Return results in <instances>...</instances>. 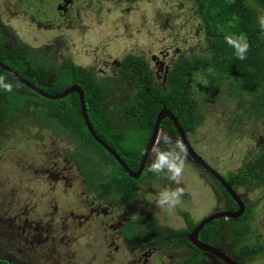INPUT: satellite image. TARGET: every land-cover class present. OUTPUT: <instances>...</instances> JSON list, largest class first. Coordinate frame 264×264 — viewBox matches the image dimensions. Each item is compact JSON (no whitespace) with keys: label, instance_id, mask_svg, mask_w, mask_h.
Instances as JSON below:
<instances>
[{"label":"rangeland","instance_id":"obj_1","mask_svg":"<svg viewBox=\"0 0 264 264\" xmlns=\"http://www.w3.org/2000/svg\"><path fill=\"white\" fill-rule=\"evenodd\" d=\"M63 1L0 0V24L7 41H21L55 67L65 57L97 78L106 77L114 87L107 89L106 106L110 108L127 99L120 80L129 76V65L126 74L119 71L126 55L142 57L160 85L174 61L210 56L207 42L211 35L192 0ZM256 9L260 21L264 12ZM211 69L198 68L189 79V96L199 103V114L195 128L186 136L191 147L217 171L235 173L249 152L254 156L255 150L264 149V107L257 110L259 114L253 113L248 102L228 92L224 80L209 79ZM56 71L50 67L29 73L49 84ZM36 107L26 101L22 110L7 112L0 123V255L20 264H176L182 260L189 248L135 246L120 234V228L133 218L137 222L140 212L149 210L157 224L171 229L184 227L180 211L198 221L210 211L209 185L201 184L202 176L194 182L202 170L186 161L180 185L191 202L183 196L182 203L168 213L156 206L154 198L162 189L177 187L176 183L164 174L149 172V158L136 200L114 206L110 198L97 199L84 189L77 166L66 155L71 141L41 128L34 114ZM162 133L177 140L171 132L160 130L154 145L159 143L161 149L165 148ZM103 165L107 171L109 165ZM235 188L254 208L247 221L256 236L247 243L264 240V186ZM224 221L237 227L217 229L214 240L233 250L242 241L234 232H243L245 222ZM261 244L259 255L253 261L248 258L252 261L248 264H264V241Z\"/></svg>","mask_w":264,"mask_h":264},{"label":"trees","instance_id":"obj_2","mask_svg":"<svg viewBox=\"0 0 264 264\" xmlns=\"http://www.w3.org/2000/svg\"><path fill=\"white\" fill-rule=\"evenodd\" d=\"M192 2L205 29L211 35L207 42L210 56H190L174 61L172 69L166 74L164 84L160 85L153 80L148 64L142 57L126 55L119 71L124 73L127 64L129 65V76L120 80L127 99L121 101L117 108L106 106L109 95L107 89L112 87L114 90L106 77L97 78L91 71L71 64L65 57L55 67L50 59L37 57L34 49L26 47L21 41H7L2 24L0 62L49 94L60 93L73 84L78 85L83 92L86 116L95 135L115 151L129 170L135 171L150 136L155 116L162 106L177 118L182 129L191 131L195 128L199 103L190 98L188 82L198 68L211 66L209 79L224 80L228 92L240 97L241 101L248 102L253 113L259 114V108L264 107V29L257 19L256 9L264 12V0ZM226 36L243 37L246 40L249 49L245 60L237 58L235 49L226 42ZM50 67L57 70V76L49 84L39 82L29 73L34 69L44 70ZM0 76L5 78L4 82L21 87L24 91H7L0 87V122L7 112L22 110L28 100L39 103L35 108L39 126L48 129L55 137L66 136L71 141L72 147L66 151V155L77 166L84 189L99 199L110 198L114 206L136 200L137 185L142 180V174L136 178L130 177L92 138L85 127L77 93L69 92L59 99H46L2 68ZM160 128L175 131L168 118L160 121ZM253 153L254 156L251 152L250 156L246 155L243 166L237 172H226V180L232 186L244 189L264 186V149H257ZM104 162L109 165L107 171L103 169ZM249 210L240 217L241 220L247 217ZM143 216L147 217L148 212L141 211L139 218H136L137 222L133 218L120 228L121 234L131 243L158 241L169 247L188 244L186 233L195 223L187 214L183 213L185 226L179 229L161 227L153 219L144 223ZM213 222L200 229L198 238L201 241L208 240ZM258 250L259 247L255 245L242 242L236 252L238 255L256 254ZM1 252L3 251L0 250V254ZM8 258L0 255V264H20ZM191 259L186 258L181 264H189Z\"/></svg>","mask_w":264,"mask_h":264},{"label":"flooded vegetation","instance_id":"obj_3","mask_svg":"<svg viewBox=\"0 0 264 264\" xmlns=\"http://www.w3.org/2000/svg\"><path fill=\"white\" fill-rule=\"evenodd\" d=\"M72 1L73 0H66V2H69V3H72ZM5 33V32H4ZM0 63H2V62H0ZM2 64H4V63H2ZM18 87V86H17ZM18 88H20V89H22V91H23V88H21V87H18ZM37 94V93H36ZM29 102H31V103H33L34 105H39V103H37V102H35V101H30V100H28ZM34 114H35V109H34ZM36 117V116H35ZM1 123V122H0ZM171 123V122H170ZM152 129V128H151ZM160 130H166V131H169V132H171L172 134H174L175 136H177V139H180L179 138V135L177 134V132H176V130L175 131H171V130H168V129H162V128H160V124H159V128H158V132H157V135H158V133H159V131ZM183 131H184V135H185V137H186V139H187V131H189V130H184L183 129ZM151 133V132H150ZM157 135H156V138H157ZM150 137V136H149ZM148 137V138H149ZM148 141V140H147ZM155 141H156V139H155ZM187 141H188V139H187ZM147 143V142H146ZM155 143V142H154ZM189 143V142H188ZM154 146V145H153ZM191 146V145H190ZM153 148V147H152ZM152 148H151V150H152ZM193 149V148H192ZM150 150V151H151ZM194 150V149H193ZM149 151V152H150ZM195 151V150H194ZM143 152V151H142ZM196 152V151H195ZM196 154H198L197 152H196ZM199 155V154H198ZM186 156H187V160H189V161H191V163H193L197 168H199L200 170H202V172L203 173H199V174H197L196 176H195V183H196V181L198 180V177H200V176H202V180H201V184H203L204 186H206V185H209V187H210V189H211V192H210V200H209V204H210V211L206 214V215H203L198 221H192V222H194L195 223V225L199 222V221H201L204 217H206V216H208L209 214H211V213H218V212H231V211H235L236 209H237V205H236V202H234L232 199H231V197L228 195V193H226V191L223 189V187H222V185L214 178V176L213 175H211L206 169H204L202 166H200L197 162H195L192 158H190V156L186 153ZM200 156V155H199ZM119 157V156H118ZM141 157V156H140ZM202 159H203V161L206 163V164H208L211 168H213L219 175H221L222 176V178L227 182V183H229L230 184V182L229 181H227L226 180V177H225V174H226V172L225 173H220L219 171H217V169H215L214 167H212V165H210L202 156H200ZM149 159V155L146 157V159H145V161H144V165H143V168H142V170H141V172H140V174H139V176L142 174V180L146 177V170H145V168H146V162H147V160ZM140 160V159H139ZM116 161V160H115ZM117 162V161H116ZM138 163H139V161H138ZM137 167H138V164H137ZM137 169V168H136ZM136 169H135V171H136ZM203 174H205V176L203 175ZM138 176V177H139ZM148 176V175H147ZM152 175H151V173L149 174V176L148 177H151ZM141 180V181H142ZM140 181V182H141ZM194 183V184H195ZM140 184V183H139ZM139 184L137 185V186H139ZM195 185H197V184H195ZM213 185H215L218 189H219V191H216L215 189H214V186ZM175 186H180V187H183L184 188V186L183 185H175ZM230 186L234 189V191L236 192V194L238 195V198H239V200L242 202V205H243V211H242V213L239 215V216H236V217H228V216H219V217H217V218H214L213 220H211V221H209V222H207L206 224H208V223H210V222H212V221H214L213 222V225H212V228H211V233H210V235H209V237H208V240L207 241H201L199 238H198V233H199V231H200V229L202 228V227H204L206 224H204L200 229H199V231H198V233H197V239L200 241V242H202V243H204V244H206V245H208V246H210V247H212L213 248V250H217V251H215V253L214 252H211V251H207V250H202V249H199V248H197L196 246H194V245H192L189 241H188V239H187V241H188V244L187 245H184V246H180V247H169V246H165V244L164 243H161V242H158V241H150V242H144V243H142V244H133V243H131L130 241H129V239H127L126 237H124L130 244H132V245H135V246H139V247H142L143 245H145V246H152L153 248H158V249H162V250H165V249H173V250H176V249H180V248H189V252H188V254L182 259V260H180V261H178L176 264H181V262L184 260V259H186V258H192L190 261H189V264H228L227 262H225L221 257H220V255L219 254H221V255H223V256H225V257H228V258H230L235 264H248V263H252V259H255V257H257L258 255H259V251H261L262 250V248H263V245L261 244V241L263 242L264 240L263 239H260V240H258V238H256V241L255 242H249V243H247L248 242V238H250L251 236H253V235H255L256 236V230L253 228V226H252V224L250 223V222H248L247 221V219H249L250 218V216H251V214H253V212H254V208H252V207H250L247 203H246V200L245 199H243L238 193H237V191H236V188H235V186H232L231 184H230ZM176 188V187H175ZM175 188H173V189H175ZM172 189V188H171ZM221 195H222V198H220L221 197ZM183 196H186L187 198H188V200H189V202H191V198H190V196L189 195H186V193L184 192V195ZM97 198V197H96ZM97 199H99V198H97ZM210 201L212 202V203H210ZM220 201H222L221 203V206H219V205H217V206H215V204L216 203H220ZM207 208V207H206ZM247 209H250L249 211H248V215H247V217L244 219V220H241L240 219V217L245 213V211L247 210ZM203 210H204V208H203ZM202 210V211H203ZM150 211V210H149ZM149 211H146V212H148V216H147V218H148V221L146 220V216H143V222L145 223V222H149L150 220H155V218H153V216L154 215H152ZM183 213H185V214H187L185 211H180V215H181V218H182V220H183V222H184V218H183ZM140 216V215H139ZM187 216H188V214H187ZM142 217V216H141ZM189 217V216H188ZM145 220V221H144ZM224 220H235V222L236 221H242V222H245V227L243 228V232H234V234L235 235H239V236H241V239H242V241L240 242V244H242V242L243 243H247V244H250V245H255V247H259V250H258V252L256 253V254H244V255H238L237 254V248H238V246L240 245H237V246H235L234 248H233V250H228V248L226 249V247L224 248V246H222L221 245V243L220 242H215V240H214V236H217V229H219V228H228V230H230V229H232V227L233 228H235V227H237L236 226V224H233V222H230V221H227V222H225ZM222 221V222H221ZM219 222V223H218ZM234 222V223H235ZM216 223H218L217 225H216ZM157 225H159V224H157ZM194 225V226H195ZM216 225V227H214ZM159 226H161L162 227V225H159ZM184 226H185V223H184ZM230 227V228H229ZM152 229H154V228H152ZM179 229V228H178ZM191 231V230H190ZM189 231V232H190ZM188 232V233H189ZM188 233H186V238H187V234ZM120 234H121V232H120ZM122 235V234H121ZM166 240H168V239H166ZM170 242V241H169ZM150 251H148V253H149ZM202 256H205V258L204 257H202ZM248 258H250L249 260H248ZM251 261V262H250Z\"/></svg>","mask_w":264,"mask_h":264},{"label":"water","instance_id":"obj_4","mask_svg":"<svg viewBox=\"0 0 264 264\" xmlns=\"http://www.w3.org/2000/svg\"><path fill=\"white\" fill-rule=\"evenodd\" d=\"M66 1H63V4H65ZM0 68L6 70L11 76H13L14 78H16L18 81H20L22 84H24L25 86H27L28 88H30L32 91H34L35 93H37L38 95H40L41 97H44L46 99H59L62 98L63 96H65L66 94H68L69 92H75L77 93V97H78V101H79V106H80V112L85 124V127L88 131V133L92 136V138L99 144L101 145L116 161L117 163L122 167V169L124 171H126V173L133 178H136L139 176L143 165H144V161L146 159V157L148 156L147 153H149V151L151 150V148L154 145L155 139H156V135L158 132V128H159V124L160 121L163 118H168L172 124V126L174 127V129L176 130L177 134L179 135L180 140H182L184 146L186 147V153L190 156V158H192L195 162H197L200 166H202L204 169H206L211 175L214 176V178L222 185L223 189L226 191V193H228V195L231 197V199L236 202L237 205V209L235 211H231V212H218V213H211L208 216L204 217L201 221H199L192 229L191 231L187 234V239L188 241L196 246L199 249L202 250H207V251H211L214 252L217 250H213L212 247L200 242L197 239V233L199 231V229L206 224L207 222L213 220L214 218H217L219 216H228V217H236L239 216L242 211H243V205L242 202L239 200L238 195L236 194V192L234 191V189L230 186L229 183H227L221 175H219L213 168H211L208 164H206L203 159L196 154V152L192 149V147L190 146V144L188 143L185 135H184V131L182 129V127L178 124L177 122V118L164 106H162L159 111L157 112L156 116H155V120L153 122L152 125V129H151V133H150V137L148 138V141L143 149V152L141 154L139 163H138V167L136 169V171H131L127 168V166L122 162V160L118 157V155L115 153V151L110 148L108 145H106L103 141H101L94 133L93 129L91 128V125L88 121V118L86 116V112H85V105H84V98H83V92L81 90V88L76 85H70L67 88L63 89L60 93L57 94H49L45 91H43L42 89H40L39 87L35 86L34 84L30 83L29 81H27L26 79L22 78L19 74H17L15 71H13L10 67H8L5 64L0 63ZM220 257L227 262L228 264H235L230 258L225 257L221 254H219Z\"/></svg>","mask_w":264,"mask_h":264},{"label":"clouds","instance_id":"obj_5","mask_svg":"<svg viewBox=\"0 0 264 264\" xmlns=\"http://www.w3.org/2000/svg\"><path fill=\"white\" fill-rule=\"evenodd\" d=\"M260 26L264 29V17L260 18ZM226 42L235 49V54L238 59L245 60L249 44L243 37L233 38L231 36L225 37ZM4 77L0 76V87L7 91H11L12 86L4 82ZM161 140L165 144V148L161 149L159 143L155 144L152 150L147 153L151 160L148 165V171L154 174H164L167 179L180 185L186 167V147L182 140L177 139L173 141L167 133L161 134ZM184 195L183 187H176L175 189L165 188L159 191L154 198L155 204L161 210L171 213L174 209L182 203Z\"/></svg>","mask_w":264,"mask_h":264}]
</instances>
